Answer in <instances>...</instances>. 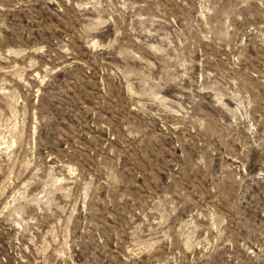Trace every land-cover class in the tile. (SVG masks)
Returning <instances> with one entry per match:
<instances>
[{"label": "rangeland", "instance_id": "rangeland-1", "mask_svg": "<svg viewBox=\"0 0 264 264\" xmlns=\"http://www.w3.org/2000/svg\"><path fill=\"white\" fill-rule=\"evenodd\" d=\"M0 264H264V0H0Z\"/></svg>", "mask_w": 264, "mask_h": 264}]
</instances>
